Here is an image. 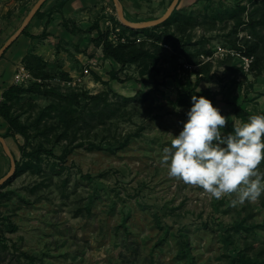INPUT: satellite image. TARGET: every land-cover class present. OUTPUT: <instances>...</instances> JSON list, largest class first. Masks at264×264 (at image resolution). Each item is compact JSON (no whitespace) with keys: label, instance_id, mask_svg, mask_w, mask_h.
Here are the masks:
<instances>
[{"label":"rangeland","instance_id":"obj_1","mask_svg":"<svg viewBox=\"0 0 264 264\" xmlns=\"http://www.w3.org/2000/svg\"><path fill=\"white\" fill-rule=\"evenodd\" d=\"M36 1L0 0V47ZM260 1H180L182 14L198 17V24L183 36L177 24L161 28L156 33L166 44L147 33L124 32L112 20L110 37L121 43L147 40L151 49L159 47L157 59L146 66L115 70L89 59L96 49L89 53L61 43L57 52L64 57L46 60L37 75L21 63L24 75L11 85L26 89L38 83L40 90L89 94L112 90L129 98L138 93L143 100L122 107L103 125L66 135L51 112L50 98L36 88L12 100V114L29 133L27 151L41 144L54 156L42 152L36 160L39 171L13 175L4 188L0 240L7 249L0 252V264H30L25 255L33 257L32 264H239L242 255L258 263L264 259L261 196L233 206L234 194L217 200L198 186L169 177L161 164L163 149L188 119L193 95L219 109L227 119L225 135L243 122L234 112L236 105L251 115L264 113V28L257 27L261 40L249 28V15ZM231 13L239 14L233 18ZM97 38L90 41L101 48ZM251 43H259L260 49L249 56ZM80 52L84 61L77 58ZM96 66H101L99 75ZM145 68L149 72L140 75ZM109 98L117 100L112 94ZM7 138L14 158L23 161L19 146L24 138ZM258 171L264 172V160Z\"/></svg>","mask_w":264,"mask_h":264},{"label":"trees","instance_id":"obj_2","mask_svg":"<svg viewBox=\"0 0 264 264\" xmlns=\"http://www.w3.org/2000/svg\"><path fill=\"white\" fill-rule=\"evenodd\" d=\"M178 5L173 10L172 14L169 16L167 20L153 27H147L143 29H131L129 27L124 26L115 17L114 18L112 17L111 20L115 21L116 24L119 25V27L124 32L128 31L134 36L138 35L139 33H147L149 39L151 38L155 39L156 43L166 44L167 39L166 40L162 39V35L156 33L161 28L165 29L169 26H173L174 24H177V29L179 33L183 36L186 35L188 29L193 28L198 24V17L182 14L183 9H179ZM243 10L244 8H241L240 12ZM39 11L40 9L36 12V14H38ZM238 14L231 13L229 16L234 18ZM249 19H250V23H249L250 33L254 37L259 38L261 40L262 36L260 35V30L257 29V27L258 25H261L264 28V0H261L260 5L251 11L249 15ZM64 26L66 27V29L71 31L67 20H64ZM27 29L28 27H26L23 30L22 35L31 38H41L46 35L45 32L37 36L32 35L27 31ZM94 29L98 31V38L95 40V42L100 45L104 59H112L116 63H118L120 65L119 71H122L128 65H133V64L143 63L144 66H146V64L148 63L151 64V62L157 59V56L159 54V47L157 45H154V49H151L148 46L147 40L137 41V39L134 38L127 40L125 43H121V42L113 43L109 39L108 30L104 32L99 30L98 22H95L91 27V29H89V31L92 32ZM162 33L163 32L160 31V34ZM259 49H260L259 43H251V45L248 48L247 54L249 56L255 54L258 52ZM22 63L28 70L33 71L34 75H37L38 74L37 72L41 68H43L42 66L46 63V60L43 57L35 54L33 51H30L24 56ZM148 72L149 70L145 68L143 71L140 72V75L144 76ZM112 77L117 78V74L114 73ZM38 86H39L38 83H33L30 87L25 89L20 85H11L7 87L2 93V100L0 102V117L7 123V130L4 134H2V136L4 138H7V137H15L16 134H19L25 140V143L19 146V149L23 157V161H17L15 159L16 170L14 176H19L24 172L30 170L39 171L40 167L38 166L36 160L39 158L42 152L47 155L54 156V153L51 149H43V146L41 144L35 147L32 151L30 152L27 151V145L29 144V138H30L28 135L29 133L27 131V127H25L20 122L18 117L12 114L11 102L16 96L25 94L26 92L29 91H33L35 88L43 95L48 96L51 100V104H50V108L52 109L51 112L54 114V117L57 118L58 121L63 125L65 135L68 132L74 130L93 128L98 125L99 126L103 125L107 121L115 118L118 114V111L122 107L127 106L131 102L143 100L141 97H139L140 95L138 93L133 98H129V97L119 96L116 93H114L112 90L101 91L96 94H89V92L87 91L62 92L55 88H47L40 90ZM109 94H112L114 97L117 98V100L115 102L111 101V99L109 98ZM78 108L82 110L77 112ZM76 112L78 114L76 116H73L74 115L73 113ZM234 112L239 118L243 120V122H247L248 117L251 115L240 105L235 106ZM43 114L45 113L43 112ZM261 115H264V113H261ZM35 127L38 128V124ZM49 134L50 133H48V135ZM59 138L60 135L58 136V139ZM65 150H66L65 152L66 155L68 154L69 150L68 149ZM64 160H65L64 157L60 159L61 162ZM9 180L4 182L0 186V198L7 196V193L4 191V188L8 185ZM260 199H261V204L264 206V195H261ZM13 228L14 230L16 229V227ZM2 241L3 240H0V252L7 249V245L4 244ZM19 256H24V255L21 254ZM19 256L18 259L20 260ZM25 257L29 259L31 262L30 264H32V262L34 261L33 257L27 255H25ZM257 260L258 259H252V258L250 259L242 255L240 256L238 263L255 264L257 262V264H264V259H261L260 263H258Z\"/></svg>","mask_w":264,"mask_h":264},{"label":"clouds","instance_id":"obj_3","mask_svg":"<svg viewBox=\"0 0 264 264\" xmlns=\"http://www.w3.org/2000/svg\"><path fill=\"white\" fill-rule=\"evenodd\" d=\"M191 101L182 131L163 149L161 164L169 177L217 200L234 194L233 206L257 201L264 193V172L258 171L264 160V115H250L225 135L227 119L219 109L204 96L193 95Z\"/></svg>","mask_w":264,"mask_h":264},{"label":"crops","instance_id":"obj_4","mask_svg":"<svg viewBox=\"0 0 264 264\" xmlns=\"http://www.w3.org/2000/svg\"><path fill=\"white\" fill-rule=\"evenodd\" d=\"M180 1L182 4L184 0ZM195 1L189 0V3H195ZM120 2L125 17L131 22L138 23L161 17L172 0H120ZM193 5L196 7L198 4ZM112 17L118 19L113 0H46L39 13H35L27 25V31L32 35L37 36L43 32L46 35L41 38H31L21 34L0 58V102L3 91L14 82L16 73L22 68L24 56L30 51L48 61L56 57H64V52H57V46L60 43L66 47L79 46L89 53L96 49V55L91 56L90 60L93 62L101 60L111 68L119 69L118 63L112 59H104L102 49L95 48L90 41L92 37L98 36L96 29L89 31L95 21L99 24V30L104 32L108 30ZM64 20H67L71 31L64 26ZM73 21L77 23L78 30L73 28ZM79 29L82 34H79ZM83 54V52L78 53L77 58L79 60L82 58L84 61L86 56ZM95 69V73L99 75L101 66H96ZM6 130V122L0 117V135ZM7 167H10V159L0 142V178L5 175Z\"/></svg>","mask_w":264,"mask_h":264},{"label":"water","instance_id":"obj_5","mask_svg":"<svg viewBox=\"0 0 264 264\" xmlns=\"http://www.w3.org/2000/svg\"><path fill=\"white\" fill-rule=\"evenodd\" d=\"M45 1L46 0H37L36 1V3L33 5L31 10L29 11L27 16L25 17V19L23 20V22L19 26V28L0 47V58L5 53V51L9 48V46L12 44V42L18 36H20L22 34L23 30L27 27V25L29 24V22L31 21V19L33 18L35 13L42 7V5ZM113 2H114V5L116 7V14H117L118 20L124 26L129 27L131 29H143V28L153 27V26L159 25L162 22H164L165 20H167L169 18V16L172 14L173 10L177 7L179 0H172L171 4L169 5L167 10L165 11V13L161 17L154 19V20H150V21H146V22H138V23L137 22H131L125 17L120 0H113ZM0 142L2 143L4 151L6 152V154L8 155V157L10 159L9 171L3 177L0 178V186H1L4 182H6L7 180H9L10 178L13 177L15 170H16V161H15L14 155L11 153V151H10V149L6 143L5 138L2 135H0Z\"/></svg>","mask_w":264,"mask_h":264},{"label":"built area","instance_id":"obj_6","mask_svg":"<svg viewBox=\"0 0 264 264\" xmlns=\"http://www.w3.org/2000/svg\"><path fill=\"white\" fill-rule=\"evenodd\" d=\"M116 30H118V29H116ZM111 35V34H110ZM112 36V35H111ZM110 37V36H109ZM110 40L113 42V43H117V42H119V39H114V38H112V37H110ZM121 41H123V40H121ZM247 60H248V62H249V60L251 61V59H249V58H247ZM24 75V73L23 72H17L16 73V76H15V80L16 81H19L21 78H22V76Z\"/></svg>","mask_w":264,"mask_h":264}]
</instances>
